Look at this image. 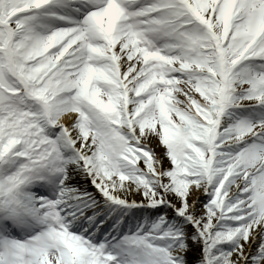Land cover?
I'll return each instance as SVG.
<instances>
[{
	"label": "snow or ice",
	"instance_id": "1",
	"mask_svg": "<svg viewBox=\"0 0 264 264\" xmlns=\"http://www.w3.org/2000/svg\"><path fill=\"white\" fill-rule=\"evenodd\" d=\"M0 264H264V0H0Z\"/></svg>",
	"mask_w": 264,
	"mask_h": 264
}]
</instances>
